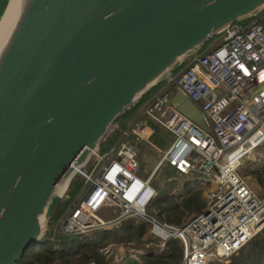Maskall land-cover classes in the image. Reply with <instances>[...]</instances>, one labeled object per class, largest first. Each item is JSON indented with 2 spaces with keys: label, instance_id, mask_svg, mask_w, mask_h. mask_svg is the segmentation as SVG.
<instances>
[{
  "label": "water",
  "instance_id": "95a60500",
  "mask_svg": "<svg viewBox=\"0 0 264 264\" xmlns=\"http://www.w3.org/2000/svg\"><path fill=\"white\" fill-rule=\"evenodd\" d=\"M263 8L264 0H17L0 47V264L41 243L51 203L131 106L224 26ZM172 102L205 127L184 93Z\"/></svg>",
  "mask_w": 264,
  "mask_h": 264
},
{
  "label": "built area",
  "instance_id": "2783aa9c",
  "mask_svg": "<svg viewBox=\"0 0 264 264\" xmlns=\"http://www.w3.org/2000/svg\"><path fill=\"white\" fill-rule=\"evenodd\" d=\"M177 92L200 108L204 128L177 109L172 102ZM135 104L115 144L105 151L98 146L76 169L74 177L83 181L80 198L59 221L60 231L91 237L133 218L149 226L152 240L140 248L132 242L103 246L105 264L141 263L149 248L161 254L171 239L183 247L178 264H224L264 228V198L240 173L245 156L264 143V8L224 26ZM152 125L173 140L143 175L139 145L149 141ZM162 164L179 177L207 179L204 209L183 225L148 212ZM69 183L57 197L66 195Z\"/></svg>",
  "mask_w": 264,
  "mask_h": 264
},
{
  "label": "trees",
  "instance_id": "16d2710c",
  "mask_svg": "<svg viewBox=\"0 0 264 264\" xmlns=\"http://www.w3.org/2000/svg\"><path fill=\"white\" fill-rule=\"evenodd\" d=\"M136 107L137 104L131 106L115 122L109 134L99 145L101 151L115 144ZM259 181L264 182V172L259 177ZM205 182L206 180L203 179L193 186L184 188L179 196L167 192L157 194L150 203L148 212L162 222L174 225L185 224L190 216L201 212L205 207V200L202 199V192L206 188ZM82 184L80 176L72 178L66 195L62 198L57 197L51 206L47 218L49 229L44 234L41 243L29 248L17 264H90L91 261L96 264H105L107 260L99 250L103 246L110 243L142 241L148 225L133 218L125 219L111 228L96 231L91 237L75 236L71 239H64L63 236H54L51 226L62 215ZM182 256V245L178 240L171 239L166 243L161 254H156L154 247L149 248L142 259V264H178ZM228 264H264V228L255 238L232 255Z\"/></svg>",
  "mask_w": 264,
  "mask_h": 264
},
{
  "label": "rangeland",
  "instance_id": "374dc122",
  "mask_svg": "<svg viewBox=\"0 0 264 264\" xmlns=\"http://www.w3.org/2000/svg\"><path fill=\"white\" fill-rule=\"evenodd\" d=\"M7 1L8 0H6L5 3V0H0V15L4 10ZM152 126L154 132L150 137L149 141L139 145L140 162L143 168V172H142L143 175L149 174L155 168L156 164L158 163L159 157L164 153L165 149L169 146V144L173 140V136L171 133L167 132L166 130H164L159 126H155V125ZM243 161H244V166L241 168L240 173L247 178V181L249 185L252 187V189L261 198H264V182L261 183L259 181V177L264 172V143L261 144L258 148L252 150L247 156H245ZM172 176H175L174 180L169 181V178H171ZM197 178L198 176L196 174L191 175L188 178L179 177L178 174L175 173L173 168H170L166 164H162L155 173L154 182L158 190L157 194H160L162 192H167L168 194L179 196L183 192L184 188L188 186H193L195 183L200 182V180H198ZM205 180L207 181V179ZM81 189L82 186L77 192V194L70 200V203L68 204L62 215L59 217V219L55 221L51 226V231L54 236H58V237L63 236L64 239H71V237H73V236L65 235L60 231L59 221L62 219L65 213L70 208H72V206H74L75 203L78 202L80 198ZM206 189L207 188H205L202 192L203 200H205L204 193ZM56 199L57 197L53 200L47 211V216H46L47 218H48V214L50 213L51 206L53 205ZM100 215L105 219H109L111 217L110 214H106V213H101ZM192 216H190L189 218H191ZM47 229H49L48 225H46L44 231L45 233ZM148 240L149 241L152 240L149 237V226L146 234L143 235L141 242H136V241L134 242L129 241V242L134 243L135 247L140 248V247H144L145 243L149 242ZM231 257H229L226 260V262H224V264H228ZM127 264H134V261L129 259Z\"/></svg>",
  "mask_w": 264,
  "mask_h": 264
},
{
  "label": "bare ground",
  "instance_id": "6f19581e",
  "mask_svg": "<svg viewBox=\"0 0 264 264\" xmlns=\"http://www.w3.org/2000/svg\"><path fill=\"white\" fill-rule=\"evenodd\" d=\"M16 2L17 0H8L7 5L1 14L2 17L0 18V47L2 46L9 32L10 22L15 12L14 10H15ZM5 3H6V0H5Z\"/></svg>",
  "mask_w": 264,
  "mask_h": 264
},
{
  "label": "crops",
  "instance_id": "0c3cea01",
  "mask_svg": "<svg viewBox=\"0 0 264 264\" xmlns=\"http://www.w3.org/2000/svg\"><path fill=\"white\" fill-rule=\"evenodd\" d=\"M198 180H200L201 181V179L198 177L197 178ZM129 260V259H128ZM131 260H133V259H131ZM134 261V264H141L142 263V261H141V263H138V262H136L135 260H133ZM128 262V261H127Z\"/></svg>",
  "mask_w": 264,
  "mask_h": 264
}]
</instances>
